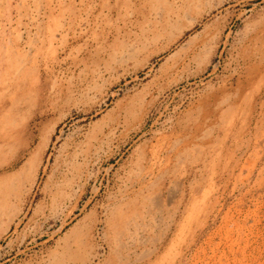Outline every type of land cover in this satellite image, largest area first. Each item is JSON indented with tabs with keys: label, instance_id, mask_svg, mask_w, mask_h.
<instances>
[{
	"label": "rangeland",
	"instance_id": "1",
	"mask_svg": "<svg viewBox=\"0 0 264 264\" xmlns=\"http://www.w3.org/2000/svg\"><path fill=\"white\" fill-rule=\"evenodd\" d=\"M0 264H264V0H0Z\"/></svg>",
	"mask_w": 264,
	"mask_h": 264
},
{
	"label": "bare ground",
	"instance_id": "2",
	"mask_svg": "<svg viewBox=\"0 0 264 264\" xmlns=\"http://www.w3.org/2000/svg\"><path fill=\"white\" fill-rule=\"evenodd\" d=\"M189 145V144H188ZM189 147V146H188ZM29 174V173H28Z\"/></svg>",
	"mask_w": 264,
	"mask_h": 264
}]
</instances>
